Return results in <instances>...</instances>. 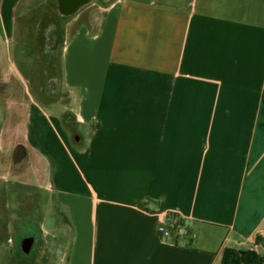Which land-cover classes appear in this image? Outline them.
Returning a JSON list of instances; mask_svg holds the SVG:
<instances>
[{"label": "crops", "instance_id": "obj_1", "mask_svg": "<svg viewBox=\"0 0 264 264\" xmlns=\"http://www.w3.org/2000/svg\"><path fill=\"white\" fill-rule=\"evenodd\" d=\"M3 2L10 45L22 0L7 15ZM59 56L67 105L19 108L16 129L32 187L71 221L52 228L54 241L68 232L53 264L264 255V0H119L63 27ZM177 219L188 234L165 239L161 221ZM29 239L30 254L45 242Z\"/></svg>", "mask_w": 264, "mask_h": 264}, {"label": "rangeland", "instance_id": "obj_2", "mask_svg": "<svg viewBox=\"0 0 264 264\" xmlns=\"http://www.w3.org/2000/svg\"><path fill=\"white\" fill-rule=\"evenodd\" d=\"M10 1L3 2L6 15ZM118 1L91 0L74 22L60 13L57 0H22L17 10L16 41L7 45L0 40V264H30L34 251L39 256L44 253L43 264H53L64 249L61 239L68 232L60 231V238L52 239V202L46 191L32 187L34 172L28 148L22 155L15 154L22 142L16 129L23 118L17 111L38 103L50 115L62 113L67 105L59 81L64 76L63 58L54 57L63 40V27L74 32L91 11L106 13ZM76 131L75 136L80 137V131L70 132ZM40 235L45 240L43 247L37 244L30 254V244L24 240Z\"/></svg>", "mask_w": 264, "mask_h": 264}, {"label": "trees", "instance_id": "obj_3", "mask_svg": "<svg viewBox=\"0 0 264 264\" xmlns=\"http://www.w3.org/2000/svg\"><path fill=\"white\" fill-rule=\"evenodd\" d=\"M52 218L55 226L71 225L67 210L54 198L52 205ZM177 223L183 225L182 220L177 219ZM221 264H264V255L258 254L254 250H237L226 248L223 252Z\"/></svg>", "mask_w": 264, "mask_h": 264}, {"label": "built area", "instance_id": "obj_4", "mask_svg": "<svg viewBox=\"0 0 264 264\" xmlns=\"http://www.w3.org/2000/svg\"><path fill=\"white\" fill-rule=\"evenodd\" d=\"M158 230L165 239H180L188 234L185 226L180 225L176 220L161 221Z\"/></svg>", "mask_w": 264, "mask_h": 264}, {"label": "water", "instance_id": "obj_5", "mask_svg": "<svg viewBox=\"0 0 264 264\" xmlns=\"http://www.w3.org/2000/svg\"><path fill=\"white\" fill-rule=\"evenodd\" d=\"M60 13L63 15H69L76 13L82 5L88 2V0H57ZM79 137H76V141ZM19 155L21 151L19 150ZM30 244V240L24 241V244Z\"/></svg>", "mask_w": 264, "mask_h": 264}, {"label": "flooded vegetation", "instance_id": "obj_6", "mask_svg": "<svg viewBox=\"0 0 264 264\" xmlns=\"http://www.w3.org/2000/svg\"><path fill=\"white\" fill-rule=\"evenodd\" d=\"M90 1L91 0H88V2L87 3H85L84 5H82L81 7H80V9L76 12V13H74V14H69V15H63L62 13V15L64 16V17H75L76 15H77V13L82 9V8H84V7H87L89 4H90ZM56 38H59V36H57L56 35ZM60 39V38H59ZM46 43H47V45H50V41L48 40V39H46ZM19 149L18 150H16V153L15 154H19ZM28 244V243H27Z\"/></svg>", "mask_w": 264, "mask_h": 264}]
</instances>
